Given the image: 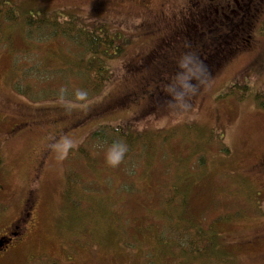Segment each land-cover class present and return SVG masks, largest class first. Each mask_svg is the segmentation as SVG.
<instances>
[{
	"label": "rangeland",
	"instance_id": "374dc122",
	"mask_svg": "<svg viewBox=\"0 0 264 264\" xmlns=\"http://www.w3.org/2000/svg\"><path fill=\"white\" fill-rule=\"evenodd\" d=\"M0 1L14 6L15 17H32L36 13L30 10L42 6L63 16L69 15L65 11L82 15L89 27L101 25L78 3L82 0ZM259 29L251 51L236 52L225 73L222 69L203 86L186 91L194 97L183 102L186 107L138 120L130 118L131 110L120 109L55 139L35 184L39 202L27 238L2 253L0 264H264V106L255 99L264 90V24ZM19 34L17 25L0 21V183L15 200L9 220L18 214V200L33 181L37 153L51 135V126L31 121L14 129L22 122L16 114L20 106L66 103L79 113L104 99L127 94L138 99L135 90L155 89L140 81L127 88L124 62L152 44L148 38L130 37L120 40L122 54L108 57L110 79L97 96L79 106L31 101L14 83L12 50L15 44L23 46ZM41 42L44 52L37 46L36 54L26 55L25 67L36 65L44 53L57 56L49 59L54 66L64 62L65 52L69 58L80 55L65 38ZM255 55L259 63L254 68L259 69L247 73L244 65ZM71 61L69 70L75 67ZM235 78L240 81L233 86L237 82L229 80ZM50 84L61 85L59 75ZM106 124L126 130L104 129V142L95 132ZM161 129L168 131L155 132ZM122 132L134 139L131 155Z\"/></svg>",
	"mask_w": 264,
	"mask_h": 264
},
{
	"label": "trees",
	"instance_id": "16d2710c",
	"mask_svg": "<svg viewBox=\"0 0 264 264\" xmlns=\"http://www.w3.org/2000/svg\"><path fill=\"white\" fill-rule=\"evenodd\" d=\"M19 1L21 2L22 0ZM84 1H78V3L81 2L79 4L86 6L84 7L85 10H90V12L95 14L96 18L93 20H96V23L99 24H106L107 21L104 20V18L106 19L107 17L100 16L101 14L98 13L100 12L99 7L111 6L112 0H105L106 2L102 6L97 4L91 7L84 5ZM2 5V2L0 1V21L5 22L6 25L9 26H11V23L17 25L20 29V39L23 41V46L15 44L14 50H12V71L15 78L14 83H17L16 88L20 94L35 102H45L49 100L65 101L68 103H77V106H79L92 99V96H97L102 92L111 75V71L108 66V57L120 52L123 46L116 36L106 32L101 26H87L88 23L82 20L85 17L76 14L73 11H65L69 15L63 16L62 11L60 10H54V8L47 9L39 6L40 10H30L36 13L32 17L23 15L15 17L11 12L14 11V6L10 5L4 7ZM259 8L264 9V3L262 0L259 1ZM64 38L68 39L74 44V46L77 47L78 54H80L79 56L69 58L66 55L67 52H65V55L63 56L64 62L54 66L53 63H49V59L53 58V60H55L57 56L53 57L54 54L50 53L48 54V58L47 54L45 55L44 53L40 57L38 55V63L36 65L31 64L26 67L23 65V62H25L28 58L26 56L27 54H36L35 50L37 46L41 47L39 48L40 53L44 52V49L42 48L43 42L41 41ZM148 41H151L152 43L150 48L145 47L139 51L140 53H149L158 43V40L156 39L146 40V42ZM59 57H61V60L63 59L62 56ZM68 60H73L71 62L74 63L75 66L71 70H69L67 63ZM254 60L258 61V57L256 58V55ZM60 65L62 66L60 67ZM125 69L127 71V73H125L127 76L125 80L128 81L127 88L133 86L136 87L138 85V80L143 85H147L146 80L149 79V76H147L146 80L143 76L148 74V72H153L152 69L136 71L135 66L131 64H127ZM223 73H225L224 69ZM55 74L59 75L62 84L59 86H52L51 84L48 85V81L51 80V77ZM217 75L218 73L215 75L213 74L211 77L213 78ZM235 80L236 78L229 80V82ZM20 81H23V83H20ZM204 81L206 80L199 78L192 79V83L190 84H188L189 81H186L187 83L185 81L179 83L170 82L165 84L164 88L161 87L162 82L159 81V83H154L155 89L149 93L146 91L141 93L138 90H135V92L139 95L138 99L132 98V94H127L123 97H117L111 100L104 99L98 103H94L85 109V111L81 110L83 113H74V111L71 110L74 105H66V103H64V105H52L50 107L38 106L35 108L22 105L16 110V114L19 117L18 122L22 121L19 124L31 121L32 123L40 126H44V124L48 126V128L51 126V135L49 136V139L51 138L50 142H54V139L59 138L58 136L74 130L76 127L84 126L89 123V121H100L101 119H105L107 118V115L115 113L120 109L131 110L132 114L130 113V118L132 120L141 119L145 115L150 116L160 112V114H162L166 113L168 110L175 111L180 109L184 106L183 102L194 99V97L188 98L189 93H186V91L191 90V92H193V90L197 89V87L203 86L206 83ZM263 93L264 90H261L260 93L258 92L255 99L264 106ZM47 95H51V97ZM187 105L188 104L185 103L184 107ZM28 111H30L31 114H28ZM28 116L32 117L28 118ZM106 128L117 131L126 130L123 126L115 127L106 124L99 126V129L95 132V136L102 138L101 140L103 141H106L107 139L104 134V129ZM160 131L165 132L168 130L161 129L155 132ZM122 133L125 134L124 136L126 138V142L123 143V145L128 146V155H131L133 153V149H131V147L134 139L129 135L130 133ZM135 133L137 136H140L141 132L136 131ZM110 139H113L112 142L116 141L113 136ZM45 148L46 146L44 149ZM44 149L37 153V161L43 156ZM81 150L82 149H80V151ZM1 163L2 157L0 155V164ZM260 164L264 165V159L260 161ZM38 165L39 164H37L35 169L38 168L39 170L42 167ZM31 185H33V181L31 182ZM169 200H171V198H169ZM178 218L182 219L181 217ZM181 229L182 228L179 227L180 232L182 231ZM175 230H177V228ZM204 240L205 239L202 238L203 242Z\"/></svg>",
	"mask_w": 264,
	"mask_h": 264
},
{
	"label": "flooded vegetation",
	"instance_id": "af4514ba",
	"mask_svg": "<svg viewBox=\"0 0 264 264\" xmlns=\"http://www.w3.org/2000/svg\"><path fill=\"white\" fill-rule=\"evenodd\" d=\"M111 3V6L99 7L100 16L107 17L104 20L115 22L121 28L125 23L135 22L126 28L134 38L158 40L149 53L133 52L127 64L134 65L136 71L152 69L143 78L146 80L149 76L147 85L162 82V88L170 82L189 81L190 84L192 79L199 78L208 82L213 74L235 59L236 52L251 51L259 39L260 14L264 12L259 8V0H112ZM255 63L252 60L244 65L247 73L259 69L254 68ZM159 71L163 72L161 78ZM20 125L17 123L13 128ZM50 140L38 166H44L51 152ZM41 169H35L34 183L18 200V214L11 220L9 215L15 200L12 194L3 192L6 189L0 184V237L11 239L0 256L27 238L39 202V188L35 184Z\"/></svg>",
	"mask_w": 264,
	"mask_h": 264
},
{
	"label": "water",
	"instance_id": "95a60500",
	"mask_svg": "<svg viewBox=\"0 0 264 264\" xmlns=\"http://www.w3.org/2000/svg\"><path fill=\"white\" fill-rule=\"evenodd\" d=\"M4 240L0 241V248L3 246Z\"/></svg>",
	"mask_w": 264,
	"mask_h": 264
}]
</instances>
